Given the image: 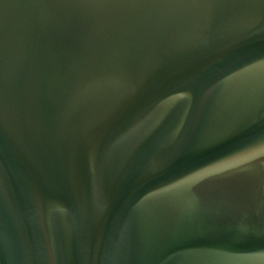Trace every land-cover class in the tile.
<instances>
[{
  "label": "water",
  "instance_id": "water-1",
  "mask_svg": "<svg viewBox=\"0 0 264 264\" xmlns=\"http://www.w3.org/2000/svg\"><path fill=\"white\" fill-rule=\"evenodd\" d=\"M0 264H264V0H0Z\"/></svg>",
  "mask_w": 264,
  "mask_h": 264
}]
</instances>
